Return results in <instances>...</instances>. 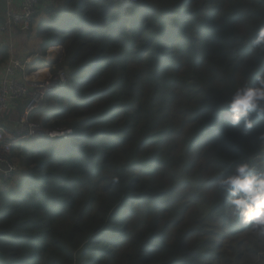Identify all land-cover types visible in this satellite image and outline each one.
I'll list each match as a JSON object with an SVG mask.
<instances>
[{
    "label": "trees",
    "instance_id": "1",
    "mask_svg": "<svg viewBox=\"0 0 264 264\" xmlns=\"http://www.w3.org/2000/svg\"><path fill=\"white\" fill-rule=\"evenodd\" d=\"M144 1H41L68 80L38 121L73 134L15 144L0 264H264L215 184L241 161L264 171V118L245 132L222 104L264 72V0Z\"/></svg>",
    "mask_w": 264,
    "mask_h": 264
},
{
    "label": "built area",
    "instance_id": "2",
    "mask_svg": "<svg viewBox=\"0 0 264 264\" xmlns=\"http://www.w3.org/2000/svg\"><path fill=\"white\" fill-rule=\"evenodd\" d=\"M41 1L23 0L21 12L7 11L6 22L0 26V31L4 32L12 25H17L21 30L30 32ZM118 1L135 3L139 0ZM63 52V46L57 45L47 48L44 53L35 52L22 58H12L6 66L5 75L0 77V113L4 112L13 101H25L17 128L9 129L0 122V163L5 164L6 168L2 172L1 182L9 180L14 175L16 165L12 160V153L18 141L42 136L68 138L73 134V129L69 127L44 128L33 117L46 101L48 94L67 83L66 68H59L55 73L51 71L62 60ZM39 61L41 64L38 63Z\"/></svg>",
    "mask_w": 264,
    "mask_h": 264
},
{
    "label": "clouds",
    "instance_id": "3",
    "mask_svg": "<svg viewBox=\"0 0 264 264\" xmlns=\"http://www.w3.org/2000/svg\"><path fill=\"white\" fill-rule=\"evenodd\" d=\"M251 46L258 53H264V25L257 26ZM222 104L225 109L223 118L229 124L237 126L242 123L245 132L251 131L255 119L264 118V72L256 76L255 84L244 83L234 87ZM56 138L63 137L50 139ZM255 139L264 142V131L259 132ZM113 183H119V177H113ZM215 184L225 194L224 203L232 215L242 225L258 229V235L264 237V171L241 161L226 174L218 176Z\"/></svg>",
    "mask_w": 264,
    "mask_h": 264
},
{
    "label": "crops",
    "instance_id": "4",
    "mask_svg": "<svg viewBox=\"0 0 264 264\" xmlns=\"http://www.w3.org/2000/svg\"><path fill=\"white\" fill-rule=\"evenodd\" d=\"M22 3L23 0H0V26L6 22L7 11L15 13L22 11ZM44 17L45 15L42 14L39 18ZM37 25V22L34 23L30 32L21 30L17 25H12L4 32L0 31V77L5 75L6 66L12 58H22L35 52L44 53L47 48L51 47L50 45L45 47L44 40L37 34ZM24 104L23 100L11 102L9 107L0 113V122L9 129L17 128L18 118L23 113ZM14 163L16 165L14 175L4 183L1 182V175L6 168L5 164L0 163V191L9 187V183L19 171L21 175L24 174V168L19 167V162Z\"/></svg>",
    "mask_w": 264,
    "mask_h": 264
},
{
    "label": "rangeland",
    "instance_id": "5",
    "mask_svg": "<svg viewBox=\"0 0 264 264\" xmlns=\"http://www.w3.org/2000/svg\"><path fill=\"white\" fill-rule=\"evenodd\" d=\"M146 4H147V3H146ZM63 54H64V53H63ZM62 58H63V56H62ZM61 62H62V60H60V61L57 63V66H56V67H54V68L51 69V71H52L53 73H55L59 68H62V66H61V64H60ZM40 64H41V63H40ZM40 64H39V65H40ZM46 106H48V103H46V102L43 103V104L41 105V107L38 109V111L34 114L33 117L36 118L37 120H38V119L40 120V119H41V116H42V111L45 110V107H46ZM35 116H36V117H35ZM39 122H40V121H39ZM55 142H57L56 139H55L54 143H55Z\"/></svg>",
    "mask_w": 264,
    "mask_h": 264
},
{
    "label": "water",
    "instance_id": "6",
    "mask_svg": "<svg viewBox=\"0 0 264 264\" xmlns=\"http://www.w3.org/2000/svg\"><path fill=\"white\" fill-rule=\"evenodd\" d=\"M141 3L142 4H146L147 2L146 1H144V0H141ZM3 254L2 253H0V256H2Z\"/></svg>",
    "mask_w": 264,
    "mask_h": 264
},
{
    "label": "bare ground",
    "instance_id": "7",
    "mask_svg": "<svg viewBox=\"0 0 264 264\" xmlns=\"http://www.w3.org/2000/svg\"><path fill=\"white\" fill-rule=\"evenodd\" d=\"M73 32V31H72ZM152 34V33H151ZM75 40V39H74ZM159 160V159H158ZM160 163V162H159ZM158 205V204H157ZM241 229V228H240ZM231 233V232H230Z\"/></svg>",
    "mask_w": 264,
    "mask_h": 264
}]
</instances>
